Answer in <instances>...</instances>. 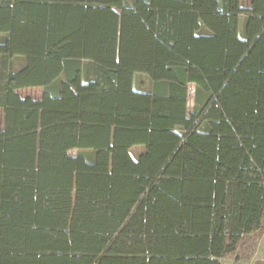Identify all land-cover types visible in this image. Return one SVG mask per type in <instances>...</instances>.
Wrapping results in <instances>:
<instances>
[{
	"label": "trees",
	"instance_id": "trees-1",
	"mask_svg": "<svg viewBox=\"0 0 264 264\" xmlns=\"http://www.w3.org/2000/svg\"><path fill=\"white\" fill-rule=\"evenodd\" d=\"M0 110V264H220L264 212V0H0Z\"/></svg>",
	"mask_w": 264,
	"mask_h": 264
},
{
	"label": "rangeland",
	"instance_id": "rangeland-1",
	"mask_svg": "<svg viewBox=\"0 0 264 264\" xmlns=\"http://www.w3.org/2000/svg\"><path fill=\"white\" fill-rule=\"evenodd\" d=\"M242 7L246 8L250 5V0H240ZM243 16L241 17L240 26L243 24ZM24 63L23 57L13 58V69L20 68ZM82 75L83 81L87 80L88 77L93 76L92 62H82ZM135 87L142 90L151 89V81L144 75L138 74L135 76ZM192 84L189 85V97L187 101L188 112L192 107V95L193 88ZM18 94L22 97L40 98L42 94L41 87H25L17 90ZM3 125V115L0 110V128ZM143 146H134L131 148V154L135 158L143 151ZM71 154H75V150L70 151ZM220 264H264V212L260 221L259 226L252 231L250 234L242 237L241 241L237 245L234 252L227 253L220 257Z\"/></svg>",
	"mask_w": 264,
	"mask_h": 264
}]
</instances>
